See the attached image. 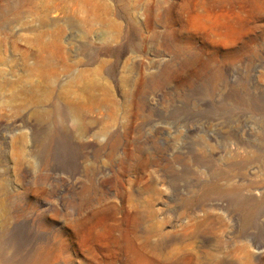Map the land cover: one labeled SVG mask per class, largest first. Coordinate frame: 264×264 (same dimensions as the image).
Wrapping results in <instances>:
<instances>
[{"label": "rangeland", "instance_id": "rangeland-1", "mask_svg": "<svg viewBox=\"0 0 264 264\" xmlns=\"http://www.w3.org/2000/svg\"><path fill=\"white\" fill-rule=\"evenodd\" d=\"M21 1L0 264H264V0Z\"/></svg>", "mask_w": 264, "mask_h": 264}, {"label": "bare ground", "instance_id": "bare-ground-1", "mask_svg": "<svg viewBox=\"0 0 264 264\" xmlns=\"http://www.w3.org/2000/svg\"><path fill=\"white\" fill-rule=\"evenodd\" d=\"M25 2H27V0H22L21 1V3L23 4H25ZM6 4V3H5ZM8 5H10V4H8ZM12 5V4H11ZM10 8V7H9ZM16 8V7H15ZM6 9H8L7 7H6ZM3 12V9H1V7H0V14Z\"/></svg>", "mask_w": 264, "mask_h": 264}]
</instances>
